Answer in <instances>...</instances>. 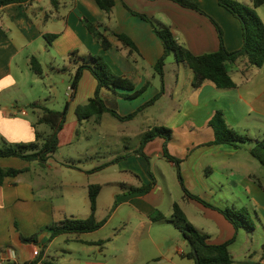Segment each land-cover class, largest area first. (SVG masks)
<instances>
[{
	"label": "crops",
	"instance_id": "crops-1",
	"mask_svg": "<svg viewBox=\"0 0 264 264\" xmlns=\"http://www.w3.org/2000/svg\"><path fill=\"white\" fill-rule=\"evenodd\" d=\"M57 1V4H53L51 0H32L26 4H11L0 8L2 145L4 140L10 143L33 142L37 132L47 134L50 131L46 124L38 123L40 109L30 108L29 105L38 102L52 110L64 109L67 100L62 101V109L56 107L60 106L57 91L60 90L59 79L64 83L70 77L66 93L68 96L73 74L89 55L103 56L113 72L130 78L137 90L148 83L145 92L135 99L125 97L134 91L101 89L100 94L106 105L121 116L136 112L156 96L159 89L156 86L155 65L164 55L165 49L153 25L133 15L131 10L146 15L157 27H169L178 42L196 55L219 49L218 34L211 20L171 0H115V7L109 14L95 0ZM194 1L220 23L224 30L225 46L229 51L243 46L242 26L235 16L217 0ZM83 18L109 29L104 33L114 47L104 49L85 26ZM261 18L264 22V18ZM110 30L127 35L136 45L137 51L131 52L129 47L111 35ZM50 35L56 37L49 41L47 36ZM171 56L175 59L173 54ZM34 57L42 65V75L32 69L31 60ZM175 62H167L171 66L168 73L165 66L164 95L127 121H120L109 112L82 120L78 117L77 108L86 105L95 96L98 87L93 74L85 70L78 89L71 94L67 120L60 133V145L53 157L45 165L17 157L0 159L2 168L25 170L15 177L6 178L0 185V264H32L40 258L45 245L44 258L53 259L57 264H108L107 260L97 256V252L102 254L104 248L122 238L132 224V235L126 245L118 249L120 256L126 258V264H152L160 258L166 264H196L185 256L189 252L184 248L188 243L174 223L175 203L180 205L188 221L195 227L197 225L191 222L188 208L197 216L199 214L204 217L206 224L202 223L200 229L196 228L207 234L212 244L224 243L236 234L239 235L240 230L237 233L234 225L219 211L187 196L183 186L192 195L199 197L192 193L189 185L193 188L199 186L205 192L230 191L229 198V193L223 195L227 202L225 206L232 200H238L240 205L234 202V207L253 208L259 213V222L264 225V167L250 153L254 141L248 142L249 146L244 143L238 149L230 145H206L215 137L209 121L217 110L224 111L228 124L239 133L250 135L253 140L264 137V129L252 134L253 121H250L252 116L255 120L264 116V90H246L243 93L240 87L242 84L247 85L250 78L247 77L241 83L235 79V74L247 76L255 66H249L246 59L228 64L237 83L234 89L221 90L211 83L194 89L192 70L177 63L176 59ZM155 126L173 130V136L166 147L171 155L181 159V177L177 165L164 155L166 141L162 137L146 143L142 154L137 153L142 148V141L137 147L128 149L125 155L116 151L110 153L117 142L142 140ZM177 130H182L183 134L188 130L193 139L187 141L176 154L173 153L172 143ZM81 131L86 132L85 138L91 142L89 155L61 152L63 145L73 146L81 142ZM121 156L126 158L111 164V161ZM154 159L167 161V166L163 168L161 162L153 164ZM53 163L58 170L67 168L80 176L51 185L46 182L43 170L52 169ZM116 165L121 168L119 172L134 176L132 179L126 176L125 180H130V183L110 178L108 171ZM111 184L114 189V206L102 228L90 233H64L51 239L50 227L54 223L70 217L85 219L91 215V185L101 186L97 198L99 209L100 194L105 186ZM148 186L152 187L143 191ZM177 188L182 191L180 201L172 194ZM166 193L171 196V200L164 212L161 208L165 204ZM124 205L128 206V210L122 215L120 209ZM98 209L95 216L98 215ZM161 213L164 217L159 219ZM115 218L120 220L119 229H114L109 237H98L99 231L110 225ZM197 219L201 220L200 217ZM208 221H213L216 227ZM158 223H167L173 229L169 228L166 233L158 235L157 231L153 232L154 225ZM35 234L38 236L36 243H25L21 239V236ZM249 237L248 233L246 238ZM143 240L149 242L151 249L158 253L146 257V250L140 247ZM260 246L261 251L260 248L253 250L249 244L245 245L240 260L236 259L230 247L234 264H264L262 240ZM35 251L39 252L38 256Z\"/></svg>",
	"mask_w": 264,
	"mask_h": 264
},
{
	"label": "trees",
	"instance_id": "trees-1",
	"mask_svg": "<svg viewBox=\"0 0 264 264\" xmlns=\"http://www.w3.org/2000/svg\"><path fill=\"white\" fill-rule=\"evenodd\" d=\"M32 0H0V8L11 4H26ZM97 4L106 13H111L115 7V0H95ZM183 8L192 9L199 12L202 15L207 16L216 28L219 49L215 52L196 55L192 53L186 46L180 44L177 38L174 36L172 30L169 27L155 26L151 19L144 14L137 13L131 10L133 15L140 16L153 25L155 33L161 39L165 52L164 55L158 60L155 65V72L161 78V87L159 92L146 104H144L139 110L131 113L127 116H121L115 109L106 105L104 99L101 97V89L109 88L112 90L123 89L126 91H134L131 94L125 95V97L135 99L142 95L148 87V83L140 89L135 88L134 82L125 76L117 75L113 72L109 64L101 55H89L85 57V62L80 64L76 69L71 79V87L76 92L80 79L85 70H89L98 82V87L95 96L89 100L86 105L79 106L77 108V115L82 119H87L93 115L102 114L105 112L111 113L115 118L120 121H127L135 118L138 113L144 110L146 107L155 104L165 93V64L170 55H174L177 63H182L190 68L194 74L192 86L194 89H199L205 83H211L216 88L221 90L234 89L237 87V83L233 79L231 72L229 71L228 64L235 63L239 60L246 59L249 66H255L258 68L264 65V22L256 12L258 7L264 5V0H253V6H248L237 0H218L219 4L226 8L232 15H234L241 23L243 30V46L235 51H229L225 46L224 32L219 23L205 11H203L194 0H171ZM53 4H57V0H51ZM85 26L93 34V36L101 42L104 49L113 48L114 45L110 42L109 38L105 35V31H109L107 28H102L101 24L90 21L87 18L82 19ZM112 36L116 37L124 45L130 48L131 52L137 51L136 45L125 34H119L113 30H110ZM55 35L47 36L50 41L55 38ZM76 53L74 52L73 55ZM31 66L33 71L38 74H43V68L40 61L37 58H32ZM69 102L66 103L63 110H52L41 106L38 102L31 103L30 108H39L40 117L38 123L46 124L50 131L47 134H41L37 132L36 140L27 143H10L4 140L3 145L0 147V159L6 157H17L23 160L33 162L38 161L41 165H45L53 154L57 151L60 145V133L62 132L69 111ZM209 126L214 131V140L208 142L206 145H230L235 149H238L244 143L253 142L254 146L251 148V155L257 159L264 167V137L253 140L247 135H243L231 127L226 119L225 113L222 110H217L211 120ZM173 136V130L165 126H155L152 130L148 131L142 139V148L137 153L142 154L143 147L149 141L162 137L166 143L164 146L165 157L174 162L178 168V175L181 177L180 164L181 159L171 155L168 152L166 144L171 140ZM126 156H121L111 161L117 163ZM24 169L14 168H2L0 167V185H2L6 178L15 177L23 173ZM152 186H148V191ZM183 189L187 196L197 200L203 205L215 209L222 213L224 217L231 222L236 232L246 227L250 231L255 230V223L252 219L251 213L247 208H227L222 210L212 204L200 199L197 196L192 195L184 186ZM101 191L100 185H91L89 187V199L91 215L86 219L77 218H65L64 220L54 223L50 229L52 232L51 239H54L60 234H78V233H90L102 228L108 218L103 220L96 219V212L98 209L97 198ZM163 214H159L158 218L162 219ZM173 217L175 226L181 231L183 238L188 243L190 250L185 255L189 259L195 261L196 264H234V259L230 251L231 245L235 242L237 234L230 240L221 244H212L209 241V236L198 230L192 223H190L178 203L173 206ZM21 239L25 243H36L38 236H21ZM39 255L40 258L33 262L36 264H57L53 259L44 258V249ZM261 264V263H258Z\"/></svg>",
	"mask_w": 264,
	"mask_h": 264
},
{
	"label": "rangeland",
	"instance_id": "rangeland-1",
	"mask_svg": "<svg viewBox=\"0 0 264 264\" xmlns=\"http://www.w3.org/2000/svg\"><path fill=\"white\" fill-rule=\"evenodd\" d=\"M237 1L244 3L248 6H253V0H237ZM199 7L201 8L200 5H199ZM256 12L258 13L259 16L261 15L264 18V5H262L261 7H258L256 9ZM261 16H260V18H261ZM219 25H220V23H219ZM224 40H225V38H224ZM171 60H172V62H175V59L172 56L167 59V62L171 61ZM106 62H107V60H106ZM167 62L165 64V66L167 68L166 73H168L170 68H171V66L168 65ZM174 64H176V62ZM156 77H157L156 78V86L160 90L161 78L157 74H156ZM247 77L250 78L249 83H247V85L242 84L240 87V89L243 93H246V90H253V91L264 90V67L263 68L254 67L253 70L247 76H243L242 74H235V79L237 80L238 83L245 81V79ZM69 79H70V77H67V80L64 83L62 82V79H59L60 90H57V91L59 92L58 98L60 101L59 102L60 106H56L57 108L59 107L58 109H62L61 108V105H63L62 101L66 102V100H67L68 102H70V97H68L66 95V93L68 92V83H69L68 81H69ZM181 84H182V81H181ZM174 87H175V85H174ZM258 118H259V120H255L256 118L252 116V119L250 120V121H253L251 124L253 127L252 134L260 133L261 131L259 129H264V116H259ZM48 129H49V127H48ZM81 137H82L81 142L75 143L73 146L63 145L61 147L60 151L61 152H74V153L80 152V153L89 155V153L91 151L89 144H91V142H88L86 140V138H85L86 132L85 131H81ZM192 137H193V135H191V133H189L188 130L184 134H183L182 130H177L176 136H174V140L172 143L173 153L176 152V154H177L179 151H181L183 149V146L187 143V141L193 139ZM141 141L142 140L139 139V140H123V141L117 142L116 146H112L113 148H111L110 153H112L113 151H116V153L121 152V154L125 155V153H127L128 149L131 150V149L137 147V145H139ZM1 146H2V144H0V147ZM246 146H249V143L246 144ZM243 151L246 152L245 149H243ZM246 153H248V152H246ZM157 162L158 163L161 162V166L163 168H164V166H167V161H165V160H159V159L152 160L153 164H155ZM256 162L258 163V161H256ZM158 167H160V166H158ZM110 168L111 169L108 172L111 174L110 178L112 180H115V181L119 180L122 182L125 181L126 183H130V180H125L126 176H128L129 179L134 178V176H132V174H130V173L126 174L124 172H119L121 168L118 165L111 166ZM43 172H44V175L46 177V182L51 184V185H53V184H55L61 180H64V179H69V178H73L75 176H80L79 173H75L74 171L67 169V168H64L62 170H58L57 167L54 165V163L52 164V169L48 168V169L43 170ZM111 186H112V184L110 186H105L104 189L102 190L101 194H100L98 215L96 216L97 219L101 220V219L109 218V216L112 214V209L114 206V203H113L114 202V200H113V190L114 189ZM189 187H190V190L192 191L193 194L198 195L201 199H204V200L210 202L211 204H213L214 206H216L222 210H225L227 208H233L234 207L233 204H235V203L237 205H240V202L238 200H235V201L232 200V202L230 204H228V206H225V205H227V202H226L225 197H223V195L225 193H229V195L227 197V198H229L231 196L230 191L223 190V192H218V193H216L215 191L214 192L213 191L205 192L204 190H201L199 188V186H196V188H193V186L189 185ZM172 194H173V197H176V199H178L177 201H180L179 197H181V195H182V191L180 189L177 188V191H176V189H174ZM170 200H171V196L168 193H166L165 204L161 208L162 211H164V212L167 211V207L169 205ZM54 201L56 202L57 200H54ZM61 203L63 204L64 201H62ZM57 205H58V202H57ZM67 207H70V206H67ZM235 207L238 208L237 206H235ZM248 209H249L251 216H252V219L255 223V230L250 231L246 227H242L240 229L239 235L237 234V238H236L235 242L231 245V251L236 256V259H238V260H240L242 257L241 256L242 248L245 245L249 244L250 247L253 248V250L260 248V251L262 249V247L260 246V240H262V243L264 245V230H263L264 225L262 226L261 223L259 222V217H258L259 213H256L253 208H251V209L248 208ZM127 210H128L127 205L122 206L120 209V214L124 215ZM187 211H188L191 222L196 224L197 228L202 227V223H205V221H206L204 219V217H202V215H199V214L197 216V214H195L191 208H188ZM198 217H200L201 220H198L197 219ZM212 222L213 221H208V223H210V224H213ZM133 226H134V224L130 225L128 232L125 233V235L122 238H120L118 241H116L115 243H112L110 245H107L104 248L102 254H100V252H97V256L100 259L107 260L108 264H126V258L120 256L118 249L126 245L127 239L132 235ZM156 226H158V227H156ZM212 226L216 227L214 224ZM119 227H120V220L115 218L114 221H112V223L110 225L106 226L101 231H99L98 237H109L114 232V229H119ZM169 228L173 229L172 225H168L167 223H158V225L157 224L154 225L153 232L157 231L158 235H161V234L166 233L169 230ZM247 232L250 235L249 238H246V236L248 234ZM182 237H183V235H182ZM140 247H142V249L144 251L146 250L145 254H144V255H146V257H152L158 253L156 250L151 249L152 246L147 241L143 240L140 244ZM184 248L186 250H190V247L188 244ZM143 257H145V256H143ZM156 257H161V256H156ZM141 259L143 260L144 258H141ZM152 264H166V261L162 260L160 258L159 261H155Z\"/></svg>",
	"mask_w": 264,
	"mask_h": 264
},
{
	"label": "built area",
	"instance_id": "built-area-1",
	"mask_svg": "<svg viewBox=\"0 0 264 264\" xmlns=\"http://www.w3.org/2000/svg\"><path fill=\"white\" fill-rule=\"evenodd\" d=\"M73 92H74V90L72 89V87H70L68 97H71V94H72ZM34 253H35L36 256L39 255V252H38V251H35Z\"/></svg>",
	"mask_w": 264,
	"mask_h": 264
}]
</instances>
